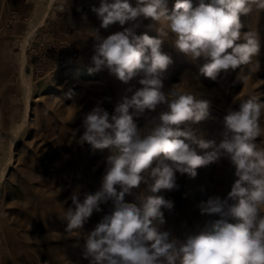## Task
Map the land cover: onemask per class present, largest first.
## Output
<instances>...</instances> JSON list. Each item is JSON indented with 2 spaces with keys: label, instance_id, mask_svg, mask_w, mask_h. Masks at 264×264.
<instances>
[{
  "label": "clouds",
  "instance_id": "clouds-1",
  "mask_svg": "<svg viewBox=\"0 0 264 264\" xmlns=\"http://www.w3.org/2000/svg\"><path fill=\"white\" fill-rule=\"evenodd\" d=\"M168 3L135 0L133 6L131 0H100L99 7L91 8L103 29L133 23L107 38L92 32L96 43L90 73L107 70L125 84L141 76L143 87L131 98L122 97L112 115L99 105L86 115L79 143L118 155L107 157L95 194L86 193L81 201L78 190L72 193V207L62 217L65 231L83 236L90 264H264V147L255 142L264 137V101L256 95L240 99L239 110L224 117L223 139L217 145L193 127L210 118L211 100L203 92L180 87L187 77L167 89L163 84L173 63L163 50L168 39L212 81L250 66L261 39L255 31L242 32L241 16H248L254 6L264 9V0H200L195 8L192 0H175L171 13ZM141 19L157 22L160 37L137 35ZM145 110L149 115L138 128L134 115ZM221 158L235 166L238 179L227 198L214 196L201 205L202 214L218 218L183 241L170 230L160 231L158 226L166 223L164 210L171 211L174 203L155 194L178 189L177 173L194 178L197 169ZM141 183L154 195L140 194L136 203L125 202L126 194ZM109 200L114 211L83 233L85 223Z\"/></svg>",
  "mask_w": 264,
  "mask_h": 264
},
{
  "label": "rangeland",
  "instance_id": "rangeland-1",
  "mask_svg": "<svg viewBox=\"0 0 264 264\" xmlns=\"http://www.w3.org/2000/svg\"><path fill=\"white\" fill-rule=\"evenodd\" d=\"M174 3L175 0H169V13ZM199 3L200 0H192L193 8ZM51 5L48 0L47 7ZM241 23L244 25L242 32L251 30L259 33L260 52L250 66H241L219 82L201 75L198 65L180 53L171 39L163 44V50L173 59L163 76L165 89L187 77L180 87L203 92L211 100L210 118L193 127L198 134L214 140L217 145L223 139L224 117L229 110H239L240 99L256 95L264 101V9L254 6L248 16H241ZM28 28L21 40L28 36L25 53L27 51L28 69L32 73L33 92L28 122L13 146V162L0 182V264H90V258L84 256L83 236L75 233L69 236L65 231L67 222L62 217L64 211L72 207L70 196L74 191H79V198L83 201L86 193L95 194L100 189L107 157L118 155V152L112 149L93 151L87 142L79 143L84 132L83 121L97 105L110 115L114 114L122 97L131 98L143 87L139 83L142 77H134L125 84L111 75L104 79L89 73L71 42L44 35L35 24ZM158 28L157 22L143 19L137 33L147 32L149 36L159 38ZM37 35L53 37L58 39V46L66 43L68 47L64 57L57 54L55 67L40 80L33 76V64L28 54L31 39ZM76 71L80 73L72 77ZM58 74L59 79L52 82L54 75ZM240 75L247 78L241 80ZM23 95L21 88L19 102L13 111L17 117L0 134V171L10 149L9 132L24 115ZM129 111L135 112L134 109ZM11 113L10 108L7 115ZM148 115V110L134 115L138 128L145 125ZM255 142L264 147V137H258ZM196 150L201 153L198 147ZM235 171V166L228 159L221 158L197 169L194 178L177 173L178 189L161 190L155 194L174 203L171 211L164 210L166 223L158 227L163 231L170 230L180 241L198 234L208 221L218 218L202 214L201 205L214 196L227 198L238 179ZM148 182L152 181L149 179ZM140 194L154 195L148 190V184L141 183L138 189L126 194L125 202L136 203ZM114 207L111 200L102 203L101 211L93 213L82 232L93 230L104 215L114 211Z\"/></svg>",
  "mask_w": 264,
  "mask_h": 264
},
{
  "label": "crops",
  "instance_id": "crops-1",
  "mask_svg": "<svg viewBox=\"0 0 264 264\" xmlns=\"http://www.w3.org/2000/svg\"><path fill=\"white\" fill-rule=\"evenodd\" d=\"M131 2L135 6V0ZM99 4L100 0H53L48 8V0H0V134L17 117V113L13 111L20 98L23 54L27 58V51L23 53L21 38L28 27L35 24L40 33L71 42L79 52L84 68L90 73L96 43L92 32L98 30L102 38H107L133 23H126L124 26L116 23L108 29L101 28L100 20L91 11L92 6L99 7ZM12 10L27 15V19L5 26L4 21ZM141 20L138 21L139 24ZM137 32H140V27L136 29L138 35ZM92 74L103 76L104 79L110 75L107 70ZM10 108L12 113L8 116Z\"/></svg>",
  "mask_w": 264,
  "mask_h": 264
},
{
  "label": "built area",
  "instance_id": "built-area-1",
  "mask_svg": "<svg viewBox=\"0 0 264 264\" xmlns=\"http://www.w3.org/2000/svg\"><path fill=\"white\" fill-rule=\"evenodd\" d=\"M27 17V15L22 14L17 10H12L6 17L4 24L5 26H10L14 22L27 19ZM57 40L58 39H53V37L40 35H37L31 39V45L28 48V54L29 59L33 64L32 68L35 80H40L47 72L55 67L58 55H60L62 58L67 54L68 47L66 43H64L62 46H58V44H56ZM56 47L60 48L57 49ZM61 50L64 52L60 53L59 51Z\"/></svg>",
  "mask_w": 264,
  "mask_h": 264
},
{
  "label": "bare ground",
  "instance_id": "bare-ground-1",
  "mask_svg": "<svg viewBox=\"0 0 264 264\" xmlns=\"http://www.w3.org/2000/svg\"><path fill=\"white\" fill-rule=\"evenodd\" d=\"M52 2H53V0H50V5L52 4ZM27 42H28V36L25 37L24 40H23V53L25 51ZM23 62L24 63L22 65L23 68H22V72H21V76H20V82H21V88H22V91H23V94H24L23 95L24 96V115H23L22 120L20 122H18L17 124H15L13 126V128L11 129V131L9 132V147H10V149L8 151V154H7L6 163L2 167V169H1L2 171H0V182L3 180L4 175H5L6 171L8 170V168H9V166L11 164V161L13 162V155H14L13 154V146H14V144H15V142H16V140H17L22 128L28 122V117H29V111H30L29 108H30V103H31V99H32V92H33V87H32L33 86V81H32L31 70L28 69V62H27V58H26L25 54H23ZM78 73H80V72L76 71L75 73H73L72 77H77ZM64 77H65V75H64ZM70 78H71V76H70ZM53 79H54V81H52V82L55 83L56 80L59 79V74L58 75H54L52 80ZM74 80H76V79H74ZM69 81H70V79H69ZM158 228H159L160 231H163V228H160V227H158Z\"/></svg>",
  "mask_w": 264,
  "mask_h": 264
}]
</instances>
